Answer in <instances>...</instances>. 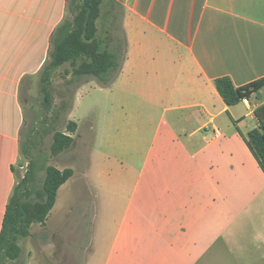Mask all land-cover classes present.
Masks as SVG:
<instances>
[{
	"label": "crops",
	"instance_id": "obj_1",
	"mask_svg": "<svg viewBox=\"0 0 264 264\" xmlns=\"http://www.w3.org/2000/svg\"><path fill=\"white\" fill-rule=\"evenodd\" d=\"M120 2L122 67L107 86L93 78L80 87L100 89L92 142L50 212L64 189L82 218L92 209L91 234L62 254L69 236L46 221V243L34 242L31 261L264 264V171L246 142L264 87L249 105H228L215 83L264 78V0ZM66 14L67 0H0V233L23 167V83L47 62Z\"/></svg>",
	"mask_w": 264,
	"mask_h": 264
},
{
	"label": "trees",
	"instance_id": "obj_2",
	"mask_svg": "<svg viewBox=\"0 0 264 264\" xmlns=\"http://www.w3.org/2000/svg\"><path fill=\"white\" fill-rule=\"evenodd\" d=\"M104 2L105 0H67V14L51 36L49 58L42 68L40 88L47 111L52 104L49 90L51 74L53 70L67 63L70 65V70L67 71L74 77H93L103 86L109 85L118 76L125 58V38L121 53L119 45L98 35V21ZM119 6L123 11L121 3ZM215 83L224 101L228 105H235L244 97L255 95L259 98V91L264 87V78L244 87H237L226 76L217 78ZM254 115L257 126L249 131L246 142L264 171V106L255 108ZM67 130L68 132H55L51 144L53 156L74 144L73 133L77 130V123L69 121ZM25 154L29 156L27 150ZM73 174L74 169L71 167L60 169L55 165H48L45 168L42 188H38L34 162H29V169L16 184L7 205L0 233V264H5L7 259L16 260L21 256L19 238L31 235L33 224L46 223L56 203L59 188Z\"/></svg>",
	"mask_w": 264,
	"mask_h": 264
},
{
	"label": "rangeland",
	"instance_id": "obj_3",
	"mask_svg": "<svg viewBox=\"0 0 264 264\" xmlns=\"http://www.w3.org/2000/svg\"><path fill=\"white\" fill-rule=\"evenodd\" d=\"M120 3V0H115L113 3L105 0L102 6V15L98 21V35L108 42L111 41L119 45L122 53L125 34L122 26ZM67 70H70L68 63L53 70L51 74L49 90L52 95V104L48 111L46 110L44 95L40 88L42 70L38 74L28 77L24 81L21 90V99L26 109V121L21 138V154L19 157V162L23 167L19 168L18 180L27 172L29 162L32 161L36 170L38 188H42L45 168L48 165H55L63 169L67 167L82 168L85 165L92 142L90 125L91 119L95 118V98L100 94V89L92 82L80 88L93 77H74ZM75 102H77L76 106ZM72 108H75V110L70 116ZM90 108H92L91 111L93 112L86 113ZM71 119L80 123V129L78 132L76 130L74 135V144L59 155L53 156L51 154V144L54 134L56 131L68 132L67 124ZM248 120L250 123L253 122L251 118H248ZM25 150L28 151L29 156L25 154ZM98 151L105 153L107 149L105 146H101ZM84 182L86 183V181ZM87 184L94 186L96 182L92 177L87 181ZM67 196L68 192L61 189L58 204L53 209L52 215L50 214L47 219V226L53 231H58L61 236L63 234L69 236L68 239L59 242L58 248L62 254L64 252L73 254L77 251V245L85 239L86 235L91 234L87 230V225L94 220V216L92 209H90L87 218H82L78 204L74 206L75 202L72 204L70 200L68 203L64 202ZM86 198L88 205L93 206V195L87 192ZM81 219H86V221ZM46 233L45 224L35 223L31 226V235L20 237L18 240L22 247L21 256L16 260L7 259L5 264L28 262L33 264L30 258L32 246L34 242H36L37 246L40 245L41 241L46 243ZM43 234H45L44 240L41 237ZM44 247L46 249V245Z\"/></svg>",
	"mask_w": 264,
	"mask_h": 264
},
{
	"label": "built area",
	"instance_id": "obj_4",
	"mask_svg": "<svg viewBox=\"0 0 264 264\" xmlns=\"http://www.w3.org/2000/svg\"><path fill=\"white\" fill-rule=\"evenodd\" d=\"M243 102L247 105H249V99H247L246 97L243 98Z\"/></svg>",
	"mask_w": 264,
	"mask_h": 264
}]
</instances>
